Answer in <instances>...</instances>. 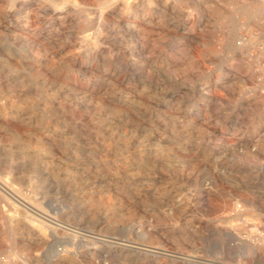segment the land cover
Instances as JSON below:
<instances>
[{"label":"rangeland","instance_id":"rangeland-1","mask_svg":"<svg viewBox=\"0 0 264 264\" xmlns=\"http://www.w3.org/2000/svg\"><path fill=\"white\" fill-rule=\"evenodd\" d=\"M126 2L0 0V175L99 237L264 264V70L228 41L262 4ZM95 249V264H187Z\"/></svg>","mask_w":264,"mask_h":264},{"label":"bare ground","instance_id":"bare-ground-1","mask_svg":"<svg viewBox=\"0 0 264 264\" xmlns=\"http://www.w3.org/2000/svg\"><path fill=\"white\" fill-rule=\"evenodd\" d=\"M252 1L260 2L262 4L261 8L264 10V0ZM132 5L131 0H127L125 8L129 9ZM112 8H115V5L112 6ZM234 10L236 11V9ZM245 10L248 18L244 22H240L238 27L239 29H247L248 32H250V38L248 37L247 39L243 34L235 32L232 39L230 38L231 40L228 41H230V45L240 51V53H249L251 55L249 58H251L253 62H256V64L258 63L261 67V69H259L262 71L264 70V56L262 55L264 41L259 39V35L255 33V29L259 27L264 31V16H257L261 12L255 11L250 7H247ZM216 11L219 13L221 12L219 9H216ZM215 41L216 40H214L210 44V48H208V59L210 61L224 52V49L220 45L223 44V46H225L228 44L224 39L222 42L218 40L219 43ZM194 62L195 61H191L189 65L193 66ZM253 62L249 65L240 64V67L243 69L252 71L250 72L251 80H255L257 78L256 74L261 72H257V70L253 69ZM220 77L221 75L217 76V81ZM217 81L214 87L219 86ZM250 95L256 100V103L259 104L264 102L263 93H258L254 96L252 94ZM209 97L211 99L216 98L213 90L210 91ZM47 171L49 172V170ZM6 178H2L0 175V226L2 223L8 226V230H1L0 228V264H95L94 259L97 255L95 248L98 242L118 244L123 247V251L126 249L147 254L165 255L186 262L187 264H227L212 258L198 257L191 253H168L163 249H159V247L151 248L129 242L125 243L123 242L124 240L121 242L116 240L115 237L105 238L102 237L103 235L99 237L90 230L83 231L79 227L63 219L67 216L64 206H60L57 203L56 205L53 203L54 201L46 197H43L44 200L39 202L36 199L32 200L15 185L14 179ZM228 202L226 201V203ZM18 233H21V236H17ZM6 236L12 239L10 241H13V245L9 246L4 244L3 238ZM23 246L28 247V250H25ZM249 249L250 248L247 247V250Z\"/></svg>","mask_w":264,"mask_h":264}]
</instances>
